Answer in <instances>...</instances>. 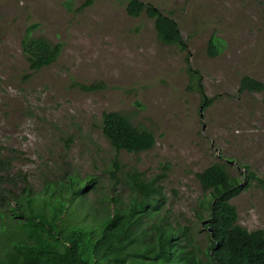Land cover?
<instances>
[{"label": "rangeland", "instance_id": "374dc122", "mask_svg": "<svg viewBox=\"0 0 264 264\" xmlns=\"http://www.w3.org/2000/svg\"><path fill=\"white\" fill-rule=\"evenodd\" d=\"M86 1L0 0V149L16 159L11 173L26 171L40 192L67 171L98 175L97 187L110 184L114 152L100 124L103 113L119 112L156 138L152 150L121 152L119 160L149 178L167 174L162 186L171 216L191 225L204 248L207 231L195 217L204 192L196 174L220 163L241 181L244 165L264 178V97L238 92L244 75L264 82V0H140L179 24L187 51L163 44L146 15L129 16L127 0L82 8ZM33 23L35 36L64 46L54 64L37 72L22 48ZM213 35L221 50L215 58L208 55ZM189 64L204 96L214 98L208 108L188 89ZM231 203L239 225L264 230L263 189L254 183Z\"/></svg>", "mask_w": 264, "mask_h": 264}, {"label": "trees", "instance_id": "16d2710c", "mask_svg": "<svg viewBox=\"0 0 264 264\" xmlns=\"http://www.w3.org/2000/svg\"><path fill=\"white\" fill-rule=\"evenodd\" d=\"M93 2L87 0L82 8ZM126 11L133 18L146 15L153 20L163 44L188 50L179 24L154 4L127 0ZM38 27L37 23L28 26L22 40L33 72L54 64L64 47L35 36ZM220 51L216 36H211L208 55L215 58ZM187 72L188 89L203 95L202 105L208 108L214 98L204 96L201 76L190 64ZM80 88L93 92L100 86ZM238 92L264 97V82L244 75ZM100 129L114 152L108 185L97 187L98 175L82 178L67 171L64 179L36 191L26 171L11 173L16 159L0 149V264H264V230L249 231L239 225L231 203L254 183L264 190V178L249 165L243 166V181L220 163L196 174L204 192L195 211L207 231L203 248L196 241L198 232L171 216L162 186L167 174L149 178L133 167L127 170L119 160L121 152L138 155L152 150L154 134L119 112L103 113Z\"/></svg>", "mask_w": 264, "mask_h": 264}, {"label": "clouds", "instance_id": "9594fccd", "mask_svg": "<svg viewBox=\"0 0 264 264\" xmlns=\"http://www.w3.org/2000/svg\"><path fill=\"white\" fill-rule=\"evenodd\" d=\"M202 227L204 228L203 224H202Z\"/></svg>", "mask_w": 264, "mask_h": 264}]
</instances>
